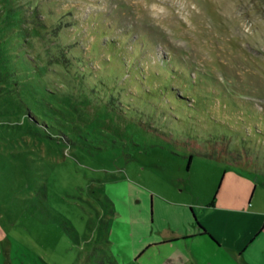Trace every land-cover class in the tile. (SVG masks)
Masks as SVG:
<instances>
[{
  "label": "rangeland",
  "instance_id": "obj_1",
  "mask_svg": "<svg viewBox=\"0 0 264 264\" xmlns=\"http://www.w3.org/2000/svg\"><path fill=\"white\" fill-rule=\"evenodd\" d=\"M213 201L264 217V0H0V264H134Z\"/></svg>",
  "mask_w": 264,
  "mask_h": 264
},
{
  "label": "crops",
  "instance_id": "obj_2",
  "mask_svg": "<svg viewBox=\"0 0 264 264\" xmlns=\"http://www.w3.org/2000/svg\"><path fill=\"white\" fill-rule=\"evenodd\" d=\"M190 211L193 222L177 214L178 221L167 224L164 239L147 243L133 263L264 264V217L253 203L249 207L218 206L213 201L207 206H191ZM153 251L152 256L141 259L145 252Z\"/></svg>",
  "mask_w": 264,
  "mask_h": 264
},
{
  "label": "trees",
  "instance_id": "obj_3",
  "mask_svg": "<svg viewBox=\"0 0 264 264\" xmlns=\"http://www.w3.org/2000/svg\"><path fill=\"white\" fill-rule=\"evenodd\" d=\"M115 44H114V42L112 43H108V42H106V43H104L103 44V47L104 46H106V47H108L110 50H113L114 51V48H113V46H114ZM110 57V61L111 60H113L114 59V57L113 56H109ZM126 63L127 62H125L124 64L122 63L119 67H121V71H123L122 73H121V75L123 74V75H125V74H129V77L131 78V79H129L130 80V82H132L133 80L132 79H134L135 77H136V80L135 81H133L134 82V85H136L138 82H140V80H145V78H142L140 75H139V73H141V74H143V75H149L148 77H150V78H153L154 79V81L157 79V80H161V81H164L165 82V84H167V86H166V89H167V91H169V90H171V91H177L178 90V87H176V88H172L171 87V84L172 83H174L175 85H177V86H181V87H183V88H185V90H186V92L188 93V94H194V95H196V96H198L199 98H204V99H208L209 97H212V96H215V94L213 93V92H207V91H204V90H201V89H197L196 91H194V88H196L197 87V85H198V79H196L195 78V80L197 81V83H193V86L194 87H189L188 85H187V83L189 82L190 83V80L191 79H193V78H184V77H181L180 76V78H178V77H176V76H167V77H165V78H162V76H161V74L160 73H157V72H154V71H151V70H143V72L142 71H140V68H143V66H141L139 63H133L132 61L131 62H128V64L126 65ZM126 68H129V70L128 71H126ZM108 69L109 70H111V73L113 74V75H118L119 74V69H117V68H114V67H112V66H109L108 67ZM115 69V72L113 71ZM110 75V74H109ZM152 84H154V82H153V80H152ZM164 84V83H163ZM147 85L148 86H151V85H149L148 83H147ZM155 85V84H154ZM152 87V86H151ZM162 90V89H161ZM216 95H221V94H216ZM222 97H223V95H221ZM224 98H227V100L229 101V104H230V107L231 106H233V107H235L236 109H235V112H239V111H241V109H246V108H243L242 106H240V105H238V104H236V102H234V100L233 99H231V98H229V97H227V96H224L223 97V100H224ZM179 99L180 100H186V99H184V97H182V96H179ZM189 105L190 104H192V102L189 100V99H187V101H186ZM213 105H215V99H212V101H209L208 102V104L206 105V104H203L202 106V110H204V113H205V110L206 109H210L211 110V108L209 107V106H213ZM215 110V109H214ZM246 111V110H245ZM235 112H233V113H235ZM247 112V111H246ZM248 114H247V116L249 115V118H254V117H256L255 116V114L253 113V112H247ZM241 122V120H239V119H236V121L234 120L233 121V123H234V125H236V122ZM243 122V121H242ZM255 122H257L256 120H255ZM236 128V127H235ZM219 137H221V136H219ZM241 160H243V159H241ZM237 164H239V162H241V164L243 163V161H239L238 162V160H236L235 161ZM240 165V164H239ZM199 227H200V229L202 230V231H204V229H203V227L201 226V225H199Z\"/></svg>",
  "mask_w": 264,
  "mask_h": 264
}]
</instances>
